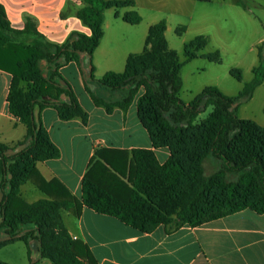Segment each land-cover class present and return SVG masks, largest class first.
Wrapping results in <instances>:
<instances>
[{
  "label": "trees",
  "instance_id": "16d2710c",
  "mask_svg": "<svg viewBox=\"0 0 264 264\" xmlns=\"http://www.w3.org/2000/svg\"><path fill=\"white\" fill-rule=\"evenodd\" d=\"M82 1L84 7L77 17L91 35L73 33L63 44L48 41L32 19H27L22 30L13 29L0 3V70L13 77L10 114L26 127L24 141L15 146L0 142V248L15 241L25 243L30 264L39 263L33 258V244L38 245L40 261L98 264L89 246L72 238L61 217V211L80 217L84 206L141 233H151L161 225L194 228L246 209L263 215L264 127L238 115L240 105L248 102L264 81L263 48H259L254 78L238 96H226L210 86L186 104L180 97L184 63L169 47L165 20L150 27L143 51L128 57L122 73L107 72L98 82L119 94L115 100H104L89 91L95 104L108 113L115 108L128 110L136 100L139 119L153 147L168 148L169 159L160 164L154 151L147 149L100 148L83 178L82 201L59 180H45L37 163L57 159L61 153L37 114L54 107L63 120L87 121L60 69L73 61L79 64L84 55L88 60L87 85L96 84L93 57L104 35V12L135 7L133 0ZM238 2L247 8L245 0ZM123 20L136 25L142 17L132 10ZM185 31L181 26L176 33L180 36ZM208 42L206 36H198L186 43V62L199 57ZM201 56L213 63L221 60L218 50ZM42 62L47 66L45 72ZM231 74L241 80L239 71ZM24 82L35 84L32 91L24 90ZM208 109L207 116L199 120ZM210 157L218 161L219 168L207 175L204 164ZM27 182L49 199L27 203L20 195Z\"/></svg>",
  "mask_w": 264,
  "mask_h": 264
},
{
  "label": "crops",
  "instance_id": "0c3cea01",
  "mask_svg": "<svg viewBox=\"0 0 264 264\" xmlns=\"http://www.w3.org/2000/svg\"><path fill=\"white\" fill-rule=\"evenodd\" d=\"M133 1L134 8H111L114 11V22H125L123 16L132 10H136L143 20L141 8L150 6V2L147 1L145 4L143 0ZM163 1L174 3L178 14H182L184 6H190L194 10L201 9L204 13L208 12L201 18L206 22V31L199 32L198 36L208 38V44L214 46L211 52L215 50L220 52L219 63L223 60L222 56L227 54L236 56L234 64L237 68H232L230 73L233 70L239 71L241 80L233 78L242 82L241 89L233 85H230L227 91L219 86L215 87L226 96H238L244 85L254 78V70L259 65L260 47L263 48L264 54L262 1L259 0L254 6L251 0H245L248 6L244 8L238 0H230L231 4H223L217 9L213 6H200L209 4L210 1L208 3L195 0ZM0 3L5 9L10 26L15 30H22L27 19H32L39 33L55 44L65 43L73 33L91 35L90 29L77 17V12L84 7L82 0H0ZM105 12L103 38L109 25ZM248 38L251 40L247 45L244 40ZM106 57L105 74L113 71L111 69L113 58ZM87 64V58L82 55L79 64L73 61L60 69L64 80L70 84L79 104L87 114V121L84 122L81 118L63 120L54 107L45 108L37 114L51 141L61 153L57 159L38 162L37 168L45 180H59L80 201L83 195V178L90 168L96 151L100 148L128 152L134 149L152 150L160 164H164L170 157L168 148L153 147L150 136L139 119L137 106L134 114L132 106L128 110L115 108L108 113L104 107L95 104L89 91L94 88L87 85L89 79ZM68 68L72 70L71 74L77 81L78 87L91 99L92 108L87 109L81 103L76 87L64 74L65 69ZM12 81V75L0 70V142L9 146L24 141L26 136L25 125L9 111L8 96ZM238 115L241 119L251 120L264 127V81L255 90L253 97L240 105ZM30 183L24 184L20 191L21 197L27 203L33 204L49 199ZM61 217L72 238L87 244L98 264H264V214L259 215L249 209L194 228L185 225L179 229H170L169 226L161 225L151 233H141L114 217L99 214L85 206L80 217H75L69 211H61ZM17 243L23 242L10 243L0 248V252ZM23 245L24 254L20 256L19 264H30L28 248L25 243ZM35 245L33 258L39 261L38 264H51L48 260H39L38 245ZM0 262L12 264L10 259H2L1 256Z\"/></svg>",
  "mask_w": 264,
  "mask_h": 264
},
{
  "label": "rangeland",
  "instance_id": "374dc122",
  "mask_svg": "<svg viewBox=\"0 0 264 264\" xmlns=\"http://www.w3.org/2000/svg\"><path fill=\"white\" fill-rule=\"evenodd\" d=\"M147 1L150 2V6H144V8H141L143 20L137 25H129L123 21L114 22V11L110 9L105 12L107 14L109 25L105 30V36L101 45L94 53L95 62H93L96 67L95 83L97 85H90L94 88L92 91H94L97 97L105 100H112L119 96L118 93H114L109 89L100 86L98 83L105 74L106 56H112L113 58V62L111 63V69L113 71H123L127 57L130 54H138L143 51L149 26L161 20H165L167 23L166 39L169 43V47L178 53L180 61L184 63L181 71L183 88L180 94L184 103H190L207 86H219L224 91H227L230 85L241 89L242 82H238L230 73L232 68H237L235 66L236 64H234L236 63V56H231V54L222 56L223 60L221 63H213L202 57L186 62L184 46L186 43L194 40L199 35V32L206 31V22L201 20V18L208 12L204 13L201 9L194 10L190 6H184L182 14H178L175 11L174 3L163 0H143L145 4H147ZM251 1L254 6L256 5V2L259 3V0ZM261 1L264 6V0ZM223 4H231V2L230 0H210L209 4L200 6H213V8L217 9V7ZM181 26H185L186 31L179 36L177 35L176 30ZM239 31L240 30H238V32ZM250 40L251 38H248L245 39L244 42H247L248 45L250 44ZM213 47L214 46L209 43L208 46L200 52V56L211 52ZM41 67L43 72H45L47 66L44 62L41 63ZM71 71L72 70L70 68L65 69L64 74L71 79L73 85L76 87L81 103L87 109L92 108L93 105L91 103V99H89L86 93L78 87L77 81L73 78ZM23 86L24 90L29 92L32 91L35 84L24 82ZM143 91L144 90L142 89L138 97L143 93ZM132 108L134 114V110L136 109V100L133 103ZM209 112L210 109L201 114L199 116V120H203ZM132 123H134V120ZM204 166L205 173L207 175L214 173L219 168L218 161L212 157L206 159ZM34 245L35 244L32 245L33 254H35ZM22 254H24L23 243H17L15 246L6 247L0 252L2 259H10V263L12 264H19V258Z\"/></svg>",
  "mask_w": 264,
  "mask_h": 264
},
{
  "label": "water",
  "instance_id": "95a60500",
  "mask_svg": "<svg viewBox=\"0 0 264 264\" xmlns=\"http://www.w3.org/2000/svg\"><path fill=\"white\" fill-rule=\"evenodd\" d=\"M87 62H88V60H87ZM17 150H18V151H21V150H22V147H19Z\"/></svg>",
  "mask_w": 264,
  "mask_h": 264
}]
</instances>
